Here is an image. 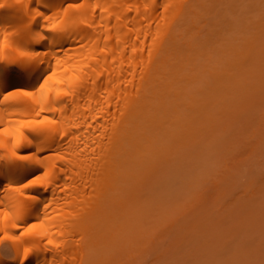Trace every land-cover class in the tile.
Returning a JSON list of instances; mask_svg holds the SVG:
<instances>
[{
	"label": "bare ground",
	"instance_id": "bare-ground-1",
	"mask_svg": "<svg viewBox=\"0 0 264 264\" xmlns=\"http://www.w3.org/2000/svg\"><path fill=\"white\" fill-rule=\"evenodd\" d=\"M196 4L0 0V264H95L139 216L125 197L174 160L168 78Z\"/></svg>",
	"mask_w": 264,
	"mask_h": 264
},
{
	"label": "rangeland",
	"instance_id": "rangeland-1",
	"mask_svg": "<svg viewBox=\"0 0 264 264\" xmlns=\"http://www.w3.org/2000/svg\"><path fill=\"white\" fill-rule=\"evenodd\" d=\"M196 19L168 78L172 165L125 197L139 216L95 264H264V0H197Z\"/></svg>",
	"mask_w": 264,
	"mask_h": 264
},
{
	"label": "snow or ice",
	"instance_id": "snow-or-ice-1",
	"mask_svg": "<svg viewBox=\"0 0 264 264\" xmlns=\"http://www.w3.org/2000/svg\"><path fill=\"white\" fill-rule=\"evenodd\" d=\"M21 158L23 159V158H25V157L22 155Z\"/></svg>",
	"mask_w": 264,
	"mask_h": 264
}]
</instances>
